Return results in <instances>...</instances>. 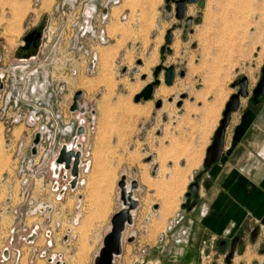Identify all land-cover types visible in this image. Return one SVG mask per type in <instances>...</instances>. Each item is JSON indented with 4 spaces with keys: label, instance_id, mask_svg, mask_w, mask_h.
<instances>
[{
    "label": "rangeland",
    "instance_id": "rangeland-1",
    "mask_svg": "<svg viewBox=\"0 0 264 264\" xmlns=\"http://www.w3.org/2000/svg\"><path fill=\"white\" fill-rule=\"evenodd\" d=\"M59 1L3 0L10 10L0 17V37H7L15 45L13 38L19 36V42L23 43L33 27L44 26L45 30L49 24L54 27L61 24V30L70 34L81 4L64 9L62 24L59 20L63 11L56 10ZM254 1L205 0L203 7L190 4L188 16L200 14L202 20L192 23L186 39L182 28L173 32L172 54L166 55L163 64L176 67L174 83L167 85L162 71L154 99L135 102L136 94L154 81V69L162 63L160 48L165 44L166 32L178 20L174 12L165 10V0H123L124 8L131 11L130 16L120 20L115 13L117 22L108 29L119 40L111 45L113 39L109 36L110 42L104 44L109 46L93 71L86 68L89 58L83 54L72 56V66L82 64L76 75L71 74L70 67L56 64V82H64L66 86L58 94L64 116L52 119L56 126L44 136L41 146L43 154L51 149L50 158L45 160L44 155H38L36 164L25 168L26 184L21 183L16 171L19 162L16 145L24 143V152L30 154L38 127L29 126L23 119L9 131L0 118V254L7 246L10 250L21 249L23 264L26 260L31 264L33 256L41 258L40 252L47 248V216H51L54 227L53 242L57 238L67 243L82 218L81 199L72 211L68 207L74 203L75 194L83 193L93 166L95 171L105 169V173H112L115 181L119 182L125 175L129 183L135 179L139 184L134 191L139 200L134 216L136 226L128 225L124 232V264H227L231 242L227 236L222 239L224 246L205 236L199 253L197 241L192 237L196 214H190L188 209L196 197L189 200L186 194L196 176L204 171L207 148L226 103L239 90L238 80L247 77L248 90L253 94L262 77L264 0ZM24 16L25 22L21 24ZM3 46L0 39V54H6L4 63H0V73L7 76L12 72L11 63L25 52L19 46L13 50ZM139 60L142 63L138 64ZM181 70L184 76L180 75ZM77 90L83 91L80 102L85 108L87 130L83 144L90 152L86 159L92 162L84 175L85 184L57 200L49 164L60 146L78 134L77 113L68 111ZM158 100H162L160 108L156 107ZM67 123L74 125L73 132H68ZM119 191L116 183L113 200L118 203V209L121 208ZM76 216L79 219L74 225L69 221ZM180 217L183 219L177 223ZM36 223L40 226L38 236L34 243H27L25 238ZM93 225L86 220L81 233ZM12 227L16 228L14 236ZM67 227H71L70 232L66 231ZM184 231H188L187 237ZM242 234L246 240L238 244L230 264H264V224H258L252 232L244 228ZM130 236L132 241L128 240ZM35 247L38 252H34ZM52 248L48 254L56 253ZM145 248L148 251L144 255Z\"/></svg>",
    "mask_w": 264,
    "mask_h": 264
},
{
    "label": "crops",
    "instance_id": "crops-1",
    "mask_svg": "<svg viewBox=\"0 0 264 264\" xmlns=\"http://www.w3.org/2000/svg\"><path fill=\"white\" fill-rule=\"evenodd\" d=\"M2 1L0 0V17L10 10ZM123 4V0H119L109 7L110 18L105 27L106 33L113 39L111 45H115L116 40H119V36L110 33L108 29L111 24L117 22L115 13H118L120 20H123L121 16L124 14L127 20L131 13ZM26 16L22 18L21 24L25 22ZM19 38V36L14 37L15 45H11L7 37H0L4 46L12 50L15 46L21 45ZM108 46L96 47L97 64ZM223 153V159L219 164H214L204 171L199 193L195 198L196 206L189 210L190 214H196L192 221V237L197 241L199 253L205 236L218 240L220 244L225 236L232 240L241 234L244 228H250L252 232L262 223L264 96L256 102L252 101V94L240 99V107L232 112L226 128ZM91 169L83 193L75 194L74 203L68 207V210L72 211L77 200L81 199V221L67 243H62L57 238L54 240L52 251L60 254L62 264H94L95 256L102 248L103 239L111 229V218L119 210L118 203L115 204L113 200V189L118 181H115L112 173L108 171L105 173V169L95 171L93 166ZM134 212L136 215V210ZM86 220L93 222L94 225L83 234L80 229ZM134 226L136 221L133 223ZM245 240L244 238L243 241ZM147 251L148 249L145 248L144 255ZM118 261L121 264L126 262L123 251L121 255L115 257L114 264ZM33 264H49V262L48 259L36 257Z\"/></svg>",
    "mask_w": 264,
    "mask_h": 264
},
{
    "label": "built area",
    "instance_id": "built-area-1",
    "mask_svg": "<svg viewBox=\"0 0 264 264\" xmlns=\"http://www.w3.org/2000/svg\"><path fill=\"white\" fill-rule=\"evenodd\" d=\"M97 1L98 0H60L56 6V10L60 11L62 9L63 11L62 20L61 18L59 20L62 24L66 14L64 9L66 7L74 8L77 3L81 4L78 9L79 16L73 22L71 33H65L64 30H61V24L56 27L49 24L43 31L42 40L36 54L23 56L12 62V72L7 74V76L5 73H0V118L7 124L9 131L14 128L15 124L21 123L23 119H26L29 126L38 127L37 134L40 135L37 144H35L33 140V144L30 147V154L24 152V143L19 142L16 145L19 159V162H17L18 169L16 168V171L20 176L22 184L28 182V179L24 178L26 174L25 168L35 165L38 155L39 157L44 155L45 160L50 158L51 149H48L47 152L43 154L41 149L42 140L44 136L51 133L56 126L52 119H61L64 116V113L61 111V101L58 99V94L64 92L66 86L64 82H56V64L60 63L65 67H70L69 70L71 74L76 75L78 73L77 68H80L82 64H80V66L78 65L79 63H76V65L72 66L71 59L74 55L78 54L80 56V54H83V56L89 58V61L85 64L86 68L88 71H93L97 66L98 60L97 50L95 48L98 45H104L110 42V37L106 33L105 27L110 18V13L109 11L104 12V9L118 3L119 0L117 2L113 0H101L99 4H97ZM122 19H126L125 14L122 15ZM3 49H6L5 46H3ZM5 55L4 53L0 54V63H4ZM17 71H20L19 75H17ZM9 79H11L10 85L8 82ZM71 104L72 101L68 105V111L72 114L77 113V119L79 121L77 128L83 126L85 131L77 137V143L80 144L79 147L75 145L74 148L76 152L80 151L75 187L71 185V182L75 179V176L72 174L73 164L71 163L70 169L66 168L64 164H61L58 168V172H56L53 165V162L55 159L57 160L60 154L61 148L64 145H67V147L68 144L71 145L75 137L70 143H63L55 153L54 158L50 160L49 170L52 179L51 186L53 192L56 194L57 200H62L68 192L75 191L80 186H83L86 182L84 175L90 170L91 166V160L86 159L90 152L86 150L83 144V140H85L83 135L87 131L84 119L85 112L80 109L74 112L71 111ZM81 107L82 105L80 102V108ZM67 127L68 132H73L74 125L67 123ZM34 147L36 148L35 153H33ZM42 210H44V208H42ZM15 213H17L16 210ZM78 219L79 217L76 216L69 222L75 225L78 223ZM182 219L183 217H180L177 223H180ZM46 221L49 223L45 230L47 248L43 249L39 256L48 259L49 264H62L60 254H48V249H51L54 244V227H52L51 216H47ZM57 225L60 226V224ZM39 229L40 226L38 223L32 226L25 238L27 243H34L38 236ZM15 231L16 228L12 227V235ZM66 231L70 232L71 227H67ZM183 235L187 237L188 231H184ZM13 236L11 243L14 240ZM67 238L68 235L66 234V239ZM161 239H163V237H161ZM34 252H38V248L35 247ZM21 257V249L10 250V248L6 246L0 254V264H20ZM34 260V256L31 257V264H33Z\"/></svg>",
    "mask_w": 264,
    "mask_h": 264
},
{
    "label": "water",
    "instance_id": "water-1",
    "mask_svg": "<svg viewBox=\"0 0 264 264\" xmlns=\"http://www.w3.org/2000/svg\"><path fill=\"white\" fill-rule=\"evenodd\" d=\"M117 2L118 0H113ZM166 6L165 10L168 13H173L175 18L178 20L177 24H174L170 29L167 30L165 35V44L160 48L161 54V64L155 67L153 75L154 81L146 85L141 92L136 94L134 101L139 102L141 100L148 101L154 99V91L155 87L160 84V73L165 71L164 81L167 85H172L176 78V67L174 65L165 66L163 63L166 60V55L172 54V49L170 45L173 42V32L176 28L183 29V38H187V33L192 23H199L202 20L201 15L199 14L197 17L188 16V6L190 4H197L199 7H203L205 4V0H165ZM175 5V7L173 6ZM104 12H107V7L104 9ZM40 39V32L36 29L29 32L25 38L23 45L24 49H28L33 43L34 47L38 46ZM142 63V61H138V64ZM126 69H123L125 71ZM184 70L180 71V75L184 76ZM239 86L238 92L232 94L230 96L229 101L225 105V109L223 111V117L220 120V124L216 129L213 137V141L211 145L207 148L206 157L204 160V171H207L214 164H219L223 159V148L225 144V134L226 128L229 125L231 114L234 111H237L240 107V99L242 97H248L250 92L248 90V78L243 77L240 78L237 82ZM235 85V84H234ZM252 101L256 102L260 97L264 96V67L262 68V77L257 83L255 89L252 94ZM83 91L77 90L72 98V104L70 106L71 111H76L80 109L81 111H85V108L82 106L80 108V100L82 99ZM184 97V96H182ZM162 106V100H158L156 102V107L160 108ZM85 129L83 126L78 128V134L75 136L73 140V148L68 149L67 145H64L60 154L56 160V164L58 168L61 164H64L66 168H71L72 166V174L75 176V179L71 182L72 187L76 185V177L78 175V164L80 158V151H75V145L79 147L80 144L77 143V137L84 133ZM40 135L37 134L34 139V143L37 144L39 142ZM36 152V148H33V153ZM157 166H155L156 168ZM57 168V169H58ZM204 171L198 174L195 178V181L189 185L190 191L186 194L187 197H190L191 193H194L195 196H198L200 189V181L202 180V176ZM58 172V170L56 171ZM119 186V200L121 204V208L112 216L111 218V229L106 234L103 239V245L100 249L99 253L95 256L94 264H114V258L122 254V244L124 238V232L128 225H133L134 223V214L133 212L138 208L139 200L135 197L134 191L138 189L139 184L137 180H132L129 183L125 175H122L121 179L118 182ZM185 206V204H184ZM196 206V202H192L189 206V210H192ZM262 223L264 224V218L262 219ZM244 235L241 233L234 237L232 246L228 254L226 255V263L230 264L232 258L234 257L237 243L243 241ZM129 241H132V236L128 238ZM221 246L225 245V241L220 242ZM264 252V249L262 250Z\"/></svg>",
    "mask_w": 264,
    "mask_h": 264
},
{
    "label": "flooded vegetation",
    "instance_id": "flooded-vegetation-1",
    "mask_svg": "<svg viewBox=\"0 0 264 264\" xmlns=\"http://www.w3.org/2000/svg\"><path fill=\"white\" fill-rule=\"evenodd\" d=\"M97 4H99V0L97 1ZM107 11H109V7H107ZM43 27H44V26L34 27V28H32V29L29 31V32H31L32 30L36 29L38 32H40V39H39V43H38V46H37V47H34V46H33V43H32L31 46H30L28 49H24V48H23V45L25 44V42H24V39H23V44H21L20 47H21V49L25 52L24 56L34 55V54H36V52L38 51V48H39L40 43H41V40H42L43 31H44ZM29 32H27V34H28ZM27 34H26V35H27ZM26 35H25V36H26ZM25 36H24V38H25ZM252 96H253V95H252ZM194 197H196V196L194 195V193H191L190 197H187V198H188L189 200H191V199L194 198ZM189 206H190V204H189ZM233 239H234V238H233ZM233 239H232L231 242H230V249H231V246H232ZM225 244H226V243H225ZM238 244H239V243H237V246H238ZM237 246H236V248H237Z\"/></svg>",
    "mask_w": 264,
    "mask_h": 264
},
{
    "label": "bare ground",
    "instance_id": "bare-ground-1",
    "mask_svg": "<svg viewBox=\"0 0 264 264\" xmlns=\"http://www.w3.org/2000/svg\"><path fill=\"white\" fill-rule=\"evenodd\" d=\"M252 1H254V0H252ZM255 2V1H254ZM93 114H95V116H96V112H93ZM70 143V142H69ZM72 144H73V142H72ZM69 145L68 144V149H72L73 148V145ZM98 144V143H97ZM53 165H54V168L56 169V171L58 170L57 168H58V165L56 164V159H55V161L53 162ZM60 167V166H59ZM109 178V177H108ZM150 179V178H149ZM128 186H129V183H128ZM136 197V196H135ZM135 212H133V214H134ZM83 232V231H82ZM85 237V236H84Z\"/></svg>",
    "mask_w": 264,
    "mask_h": 264
}]
</instances>
